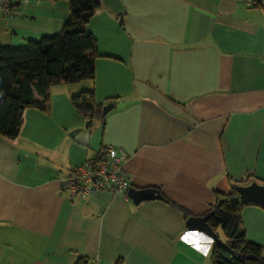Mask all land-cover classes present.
<instances>
[{"label":"crops","instance_id":"crops-1","mask_svg":"<svg viewBox=\"0 0 264 264\" xmlns=\"http://www.w3.org/2000/svg\"><path fill=\"white\" fill-rule=\"evenodd\" d=\"M100 2L86 25L100 55L95 80L54 84L50 111L27 109L20 135L0 136V264H212L214 240L188 228L183 208L202 216L216 191L250 175L264 183V6ZM70 15L64 0L15 3L0 9V43L54 36ZM92 88L114 108L84 128L72 98ZM109 145L125 149L131 186L164 198L61 191ZM242 219L264 246V207L246 205Z\"/></svg>","mask_w":264,"mask_h":264},{"label":"trees","instance_id":"trees-1","mask_svg":"<svg viewBox=\"0 0 264 264\" xmlns=\"http://www.w3.org/2000/svg\"><path fill=\"white\" fill-rule=\"evenodd\" d=\"M62 1V0H54ZM70 4L71 15L63 30L39 40H30L26 46H6L0 43V136L17 138L24 125V113L29 108L50 111V91L54 84H73L95 80L98 43L86 25L100 8V0H64ZM78 112L91 120L104 119L102 102H98L94 88L73 96ZM239 180L228 193L215 192L216 203L210 211L212 228L224 242L214 241L212 264H264V246L248 239L242 219V204L236 190ZM175 205L173 202H171ZM186 218L191 214L183 208ZM78 264H87L85 258Z\"/></svg>","mask_w":264,"mask_h":264},{"label":"built area","instance_id":"built-area-1","mask_svg":"<svg viewBox=\"0 0 264 264\" xmlns=\"http://www.w3.org/2000/svg\"><path fill=\"white\" fill-rule=\"evenodd\" d=\"M27 0H0V9L11 10L15 3ZM250 7L264 6V0H241ZM127 153L120 146H105L96 157L85 160L75 167L61 183V191L70 198L82 196L86 199L97 192L113 195H128L131 178L124 168Z\"/></svg>","mask_w":264,"mask_h":264},{"label":"water","instance_id":"water-1","mask_svg":"<svg viewBox=\"0 0 264 264\" xmlns=\"http://www.w3.org/2000/svg\"><path fill=\"white\" fill-rule=\"evenodd\" d=\"M114 108V103L109 102L103 106V116H106ZM92 123L91 119H87L84 128H90ZM84 128H77L70 132L71 136H75ZM236 190L240 195L242 204H257L264 207V183L258 180H252L248 183L238 184ZM128 196L135 204H139L147 200L163 199V195L156 188H136L131 186L128 190ZM214 214V211H209L202 216H190L187 219V226L190 230H198L204 232L214 241L219 242L220 237L217 232L212 228L209 219Z\"/></svg>","mask_w":264,"mask_h":264},{"label":"rangeland","instance_id":"rangeland-1","mask_svg":"<svg viewBox=\"0 0 264 264\" xmlns=\"http://www.w3.org/2000/svg\"><path fill=\"white\" fill-rule=\"evenodd\" d=\"M219 234H220L221 239L225 242L226 241V237H225V235H224V233H223V231L221 229L219 230Z\"/></svg>","mask_w":264,"mask_h":264},{"label":"clouds","instance_id":"clouds-1","mask_svg":"<svg viewBox=\"0 0 264 264\" xmlns=\"http://www.w3.org/2000/svg\"><path fill=\"white\" fill-rule=\"evenodd\" d=\"M209 243H211V241H209Z\"/></svg>","mask_w":264,"mask_h":264}]
</instances>
